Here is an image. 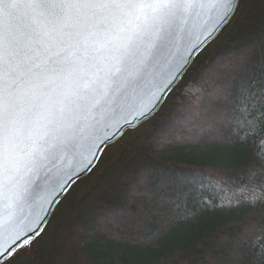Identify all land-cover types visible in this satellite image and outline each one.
Returning a JSON list of instances; mask_svg holds the SVG:
<instances>
[{
	"label": "trees",
	"instance_id": "trees-1",
	"mask_svg": "<svg viewBox=\"0 0 264 264\" xmlns=\"http://www.w3.org/2000/svg\"><path fill=\"white\" fill-rule=\"evenodd\" d=\"M262 145L264 0H242L163 110L8 264H264Z\"/></svg>",
	"mask_w": 264,
	"mask_h": 264
},
{
	"label": "snow or ice",
	"instance_id": "snow-or-ice-1",
	"mask_svg": "<svg viewBox=\"0 0 264 264\" xmlns=\"http://www.w3.org/2000/svg\"><path fill=\"white\" fill-rule=\"evenodd\" d=\"M241 3L0 0V264L43 234L30 207L43 202L56 168L86 147L95 151L97 136L129 111L151 117L159 100H142L159 96L155 70L176 60L202 20L208 31L196 47L206 44ZM185 67L180 61L172 75ZM175 83L169 77L160 87ZM239 127L247 130L243 121ZM59 184L57 191L67 186Z\"/></svg>",
	"mask_w": 264,
	"mask_h": 264
},
{
	"label": "water",
	"instance_id": "water-1",
	"mask_svg": "<svg viewBox=\"0 0 264 264\" xmlns=\"http://www.w3.org/2000/svg\"><path fill=\"white\" fill-rule=\"evenodd\" d=\"M235 18L232 19L231 23H228L220 31H218L215 36L211 37V39L208 40L206 44H203L201 47H196V45L201 41V36L208 31V29L204 27L206 21L202 20L197 24L195 34L189 39H186L185 42L176 49V60L171 64H167L166 66L162 65L155 70L153 77L155 84L153 87L155 88L156 92L159 93V96L145 95L142 100V102L146 101L147 103H150L152 100H159L157 110L153 115H151V117L145 116L141 120L138 118V116L142 115V113L138 112L136 115H133L132 112L129 111L124 117L114 121L112 127L107 128L104 133H101L99 136H97L96 140L94 141L96 144L95 151L86 147L82 156L74 157L69 155L68 158L63 161L60 167L56 168V172L49 176V180L52 181V185L47 191L44 192L42 198L43 202L36 206L35 209L30 207L32 215L43 220V224H37V227L42 230L43 234L38 235L35 240L41 238L46 233L58 208L73 191L76 185L95 172L102 162L108 149L111 146L118 144L130 131L138 130L153 120L163 110L172 94L181 86L199 57L222 36L225 30L233 23ZM212 23H214V21L208 23V27H211ZM205 39H207V37H205ZM186 56L190 57V59H185ZM180 61L186 63L187 67H185L184 70L179 73V78H177V76H173L172 73L175 71ZM169 77L175 79L176 83L168 88L167 91H164L160 85L162 82L167 81ZM129 115H131V118L135 120V124L129 122L127 119V116ZM108 136H111L112 139H107ZM57 174H59V179H57ZM59 180H62L64 184L67 185L62 191H57V188L60 187ZM41 183H44V181L42 180ZM44 217H46V219H44Z\"/></svg>",
	"mask_w": 264,
	"mask_h": 264
},
{
	"label": "rangeland",
	"instance_id": "rangeland-1",
	"mask_svg": "<svg viewBox=\"0 0 264 264\" xmlns=\"http://www.w3.org/2000/svg\"><path fill=\"white\" fill-rule=\"evenodd\" d=\"M191 92H193V93H198L199 90L196 89V88H192V89H191ZM112 185H113V187H116L118 190H122V187H121L122 185H119V184H118V181L113 180Z\"/></svg>",
	"mask_w": 264,
	"mask_h": 264
}]
</instances>
